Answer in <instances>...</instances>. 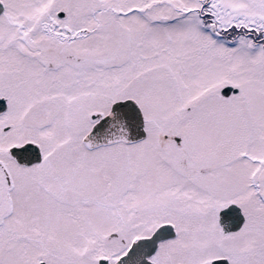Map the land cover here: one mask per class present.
<instances>
[{
	"label": "snow or ice",
	"instance_id": "6c2138e0",
	"mask_svg": "<svg viewBox=\"0 0 264 264\" xmlns=\"http://www.w3.org/2000/svg\"><path fill=\"white\" fill-rule=\"evenodd\" d=\"M0 264H264V0H0Z\"/></svg>",
	"mask_w": 264,
	"mask_h": 264
}]
</instances>
